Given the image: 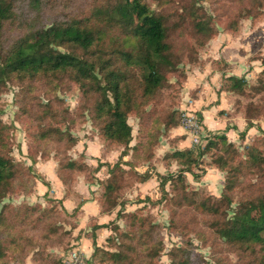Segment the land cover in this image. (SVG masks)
Listing matches in <instances>:
<instances>
[{
	"label": "trees",
	"instance_id": "trees-1",
	"mask_svg": "<svg viewBox=\"0 0 264 264\" xmlns=\"http://www.w3.org/2000/svg\"><path fill=\"white\" fill-rule=\"evenodd\" d=\"M73 1L0 0V87L12 78L39 81L53 89L63 82L73 83L79 88L83 101L92 102L86 106L104 147H121L115 162H99L92 174H84L85 180L91 182L92 175L106 167L107 175L98 181L101 192L96 200L100 213H109L119 204L116 198L124 188L154 176L159 189L156 203L165 201L170 206L172 229L179 227L181 209L192 210L200 215L197 222L201 231H196L199 238L210 242L213 248L219 245L233 252L238 261L244 260L245 264H264V130L261 129L241 152L222 132L208 134L198 154L192 148L165 151L164 158H173L183 166L175 175L154 172L150 170L151 165L143 171L137 170V160L151 162L159 143L158 136L149 134L150 130L145 128L144 135L130 144L131 126L127 115L135 113L139 117L140 131L146 126L142 123L144 120L152 115L157 118V114L145 112V105L159 98L166 73L176 72L181 59L190 64L198 62L199 49L219 33L211 15L197 6L195 0H179L177 5H174L175 0H155L156 8L146 0H89L79 7ZM241 1L244 4L227 25V30L232 32L237 30L241 18L264 16V0ZM47 11L52 17L35 24ZM174 31L180 35L187 31L196 44H185L183 50L175 51ZM214 61L226 67V62ZM260 61L262 68L255 76L256 83L247 87L243 76L228 75L229 84L226 88L220 87L237 96L234 105L242 109L248 126L253 120L264 118V58ZM184 79L185 74L182 81ZM87 97L93 99L87 100ZM243 97L248 100L243 101ZM196 115L201 122L200 112L196 111ZM178 120V112L170 109L159 125L166 134L178 125ZM56 132L64 133L59 128L42 126L36 137L46 141ZM243 134L240 132V137ZM6 135V126L0 123V264L18 253L21 264L28 255L35 264H53L54 260L43 256L46 248L58 244L60 234L73 239L79 205L67 211L61 198L53 196L47 199L50 204L43 207L10 203L8 197L16 193L14 182L19 176L30 177L29 185L20 190L21 193H32L37 177L29 174V167L20 166L8 154ZM36 154L31 157L32 161L36 160ZM205 154L209 155L210 165L223 172L219 196L188 188L184 173L199 180L204 169L198 168L201 172H196L189 166L195 165L198 155ZM39 155L43 160L49 157L42 151ZM54 158L56 176L66 192L70 191L77 172L89 173L81 162ZM167 183L172 191L165 188ZM238 192L236 207L227 218L226 209ZM56 215L61 219L52 223ZM122 216L127 219L125 231L119 229L116 221ZM147 218L136 212L118 210L106 223H90L92 232L101 227L110 230L105 237L108 248L92 240L94 264H154L153 258L162 243L156 227ZM63 223L69 228L63 227ZM56 224L61 227L60 234L55 230ZM187 244L170 248L168 264H192ZM56 264H62L61 257Z\"/></svg>",
	"mask_w": 264,
	"mask_h": 264
},
{
	"label": "rangeland",
	"instance_id": "rangeland-1",
	"mask_svg": "<svg viewBox=\"0 0 264 264\" xmlns=\"http://www.w3.org/2000/svg\"><path fill=\"white\" fill-rule=\"evenodd\" d=\"M87 1L89 0H74L73 2L76 3V7H79ZM146 1L152 7L156 8L155 0ZM177 1L179 0L174 1V5L179 3ZM195 4L203 8L207 14L211 15L212 24L214 27L218 32H221L225 35L226 39L220 44H245L246 48H248L247 44H252L251 46L254 44V47H258L259 44H264V16L256 19L241 18L242 20H240L241 22H239L240 24L236 31L232 32L227 30V25L231 22L230 19L234 18V14L239 6L244 4V2L241 0H195ZM51 17L52 16H50L49 11H47L43 13L40 18L34 21V23L37 24L38 22H47V20ZM173 36V48L177 52L183 50L186 46L185 44H196L194 37L188 34L187 31H185L182 35L174 31ZM210 40H208L205 44H209ZM203 48L205 47L200 48L198 51V62L190 64L186 60L181 59V61H179L177 64L176 72L166 73V81L164 82V85L161 89L159 98L145 105V112L157 114L156 119L155 116L152 115L150 119L144 120L142 123H144L146 126H144L142 131H140L138 127L139 117L135 113H129L127 115V122L131 126L130 144H133L139 136H143L145 133V128H147V130H150L149 134H155V136H158L157 141H159V143L156 149L162 146L160 141L163 138H167L170 148H172L171 150L175 148L180 150L192 148L195 154L199 153V148H202L206 141L202 140L199 143L192 142L181 120L183 110L189 111L196 115L195 111L186 109L184 107V104L186 105L185 102L188 98V94L183 93L184 89H187L185 85L187 72L191 67H196L198 70L200 69L202 73L207 72L209 69H212L213 71L217 70L221 72L219 88H226V86L229 84L228 79H226V76H228L226 75L227 72L223 70L225 66L223 67L220 62L219 64H216V61H212L209 57L203 59L200 58V54L205 56L203 52H201ZM184 74L185 79L182 81ZM238 74L241 73L238 72ZM206 80L211 83L209 76L202 80V82H205ZM254 83H256L255 77L251 79V81L246 82L247 87ZM198 84L199 83L197 82L195 86L192 85L191 90L199 88ZM91 98L92 97H87V100H91ZM242 100L246 101L248 98L243 97ZM87 104L90 106L92 102H84L79 88L73 83L69 85L63 82L60 87L53 89L39 81L30 82L24 78H12L7 80L0 87V123L6 126V141L9 150L8 154L13 158L14 162L20 166L29 167L31 172L29 174L37 177L36 182L39 180L42 183L43 181L48 183V185L43 183V185L47 187L46 196L44 193L42 196L38 195L37 189H35L36 192L33 191L32 193H21L19 191L25 190V187L29 185L28 181L30 180V177L27 178L24 175L19 176L14 182V190H16V193L9 195L10 197H8L10 203L13 205H18L20 203L26 205L40 204L42 207L48 206L50 204L47 199H51L52 197L50 189L51 187L49 185V181L45 179L48 173L44 171V173L47 175H42L40 173L41 171H39L41 170V166L38 164H41L42 162L52 158L56 162V169L57 160L54 158V156L62 158L63 161L74 159L78 163L81 162L83 165H85V171H89V173H85L84 171L77 172V175H80L83 178L84 174H92V170H94L95 166H97L100 161L99 157H94L88 154L86 149L87 142L89 140L92 141L94 139L90 151L96 149V144H101L100 152L96 151V153L99 152L100 157H104L106 153H109L108 159L111 160L110 163L112 164L116 161L121 147L117 145H110L111 147L109 146L107 148L104 147L105 143L98 135L97 126L91 120L89 110L86 106ZM170 109L178 112L179 120L177 127H181V133L174 136H171L170 132L168 134L167 131L165 134L163 129L164 127L159 125L160 122L167 117ZM212 122L213 121L208 120L207 123L208 125L212 126L213 124L216 125L215 122ZM42 126H49L52 129L59 128V130L64 133L58 134L56 132L55 134L50 135L46 141H41L36 137V134L41 132ZM163 133L165 135L161 136ZM94 137H97L98 141H96ZM235 146L240 152L243 150V148L239 149L237 144H235ZM112 150L114 152H111ZM41 151L43 152L44 156L46 154L49 156L47 160L39 158L41 155H39V152L41 153ZM34 153H37V157L35 161H32L31 157H34ZM159 154L161 159L159 157L158 159L162 160L160 170L163 172V174L175 175L179 170H182L183 166L178 163L177 160L169 157L164 158V152ZM198 156L195 165L191 164L189 166L190 168H194L196 172H201L198 168H202L204 169L205 173L211 169L214 171L216 170L213 165H210L208 154L199 157ZM136 165L137 170L139 171H143L151 165L152 169L150 170L156 172L152 161L148 162V160L145 161L143 159H138ZM98 171L96 173L99 177L96 176L95 173V175H92L93 180L91 179L92 181L96 180L97 183V194L94 195L95 198L98 196L99 192H101L99 191L100 189L98 181H100V179H104L107 175L106 167L100 168ZM184 174L187 178L186 180L189 182V189H195L199 193H208L212 196H219L221 189L219 190L218 183H211L209 180L211 174L201 175L197 181L194 180L190 173L185 172ZM136 184L134 183L132 186L124 188V191H121V193L118 194L116 200L119 204L112 208L111 211L114 212V215L116 211L124 210L125 212H136L138 215L141 214L145 217H148L147 219H149L150 224L156 227L157 234L161 238L162 243L161 250L155 256V258H153L154 264H168L170 261V248L180 247L186 242H188L187 246L191 251L190 258H192V264H245L243 263L244 260L238 261L236 255L233 252L225 249L223 250L219 247V245H216V247L213 248L210 245V242H206L204 239H201L196 235L197 230L201 231L200 224L197 222L200 215L196 214L192 210L181 209L180 220L177 224L179 227H177V229H172L170 226L172 213L170 206H168L165 201L156 203L159 198V189L157 186L158 181L155 183L154 179L150 180L148 183L141 186L140 189H137L138 187ZM165 188L169 191H172L171 185L169 183L165 185ZM239 194L240 192L234 195L233 202L226 209L227 218L233 214V210L236 207V197L237 195L239 196ZM154 201L155 203H153ZM57 207L59 206L57 205ZM59 219H61L60 216L56 215V220L52 221V223H56ZM18 220L19 219H17V221ZM109 220L110 218L108 221ZM116 221L121 231L127 230V219L125 217L122 216ZM62 226L69 228L67 223H63ZM55 230L59 234L62 231L60 225L57 224L55 226ZM60 236V242L58 244H53V246L48 245L45 251L46 254L44 253L45 255H43L45 258L49 259V261L54 260L53 264H56V260L61 257L63 252L72 248L73 239H71V236H62L61 234ZM142 236H144L143 233ZM101 245L105 248H108L105 240ZM88 257L92 260L91 256ZM20 258L21 255L18 253L16 256L5 259L3 264H21L22 260H20ZM143 260L145 261L146 257H144ZM24 264H35V261L30 257V255H28L26 258H24Z\"/></svg>",
	"mask_w": 264,
	"mask_h": 264
},
{
	"label": "crops",
	"instance_id": "crops-1",
	"mask_svg": "<svg viewBox=\"0 0 264 264\" xmlns=\"http://www.w3.org/2000/svg\"><path fill=\"white\" fill-rule=\"evenodd\" d=\"M225 39V35L219 32L209 41V44L204 46L205 48H203L201 52H203L205 56L200 54V58L203 59L209 57L212 61L220 60L226 62L227 67L223 69L227 72L226 75H234L236 77L243 76L245 80L251 81V79H253L262 68L260 58H264V44H259L258 47H254V44L253 46H251L252 44H247L248 48L245 47V44H220ZM208 71L202 73L200 69L198 70L196 67H191L187 72L185 82L187 89H184L183 93H187L188 98L184 107L195 111V113L196 111L200 112V124L203 130L208 132V134L222 132L225 134L228 141L232 142L234 145L237 144V147L241 149L248 144L255 135L260 134L261 129L264 130V118L253 120L252 124L248 126L243 117L242 109H236L234 105V100L237 96L230 91L219 88L221 72L217 70L213 71L212 69H209ZM238 72L241 74H238ZM206 76H209L211 83H209L208 80L202 82V80L207 78ZM197 82L199 83V88L191 90L192 85L195 86ZM208 120L213 121L212 123L215 122L216 125H208ZM169 132L171 133V136L180 134L181 127H172L169 129L168 134ZM240 132H244L243 137H240ZM94 138L98 141L97 137ZM93 141L94 139L87 142L86 150L88 151V154L94 157H99L100 162H110L111 160L108 159L109 153H106L104 157H100L99 152L101 144H96V149L90 151ZM160 144L162 146L155 149L152 163L155 166L154 169L156 172L163 173L160 170L162 160H160L161 156H159V153L171 150L172 148H170L167 138H163L160 141ZM96 151L99 152L96 153ZM111 152L114 151L112 150ZM158 157L160 159H158ZM38 165L41 166V170L39 171H41L40 173L42 175H47L44 171L48 173L45 179L49 181L52 196L55 198H61L62 206L67 211H70L79 205L77 226L72 232V247L80 249L87 256H91L93 251L92 240H94L97 245H101L105 240V237L110 233V230L101 227L92 232L90 223H106L109 218L110 220L113 219L112 217L114 215L113 211L109 213L99 212L98 202L94 197V195L97 194L96 180L89 182L80 175H77L72 183L70 191L66 192V187L56 176V162L54 159L51 158ZM203 175H210L209 180L211 183H218L219 190L221 189L223 184V172L216 168L215 171L211 169L206 173L204 172ZM96 176H98L97 173ZM153 179L155 180V183H157L155 177H150L143 183H137V189H140L141 186ZM35 189H37V194L42 196L47 190V187L43 185L41 181L37 180L34 185V192H36ZM92 235L94 236L92 237Z\"/></svg>",
	"mask_w": 264,
	"mask_h": 264
},
{
	"label": "built area",
	"instance_id": "built-area-1",
	"mask_svg": "<svg viewBox=\"0 0 264 264\" xmlns=\"http://www.w3.org/2000/svg\"><path fill=\"white\" fill-rule=\"evenodd\" d=\"M181 120L192 142L199 143L208 137L207 132L202 129L199 119L194 113L183 110ZM61 261L62 264H93V261L85 256L83 251L73 247L61 254Z\"/></svg>",
	"mask_w": 264,
	"mask_h": 264
}]
</instances>
